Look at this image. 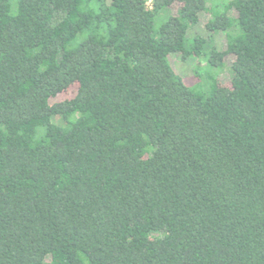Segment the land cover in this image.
Listing matches in <instances>:
<instances>
[{
  "label": "trees",
  "instance_id": "16d2710c",
  "mask_svg": "<svg viewBox=\"0 0 264 264\" xmlns=\"http://www.w3.org/2000/svg\"><path fill=\"white\" fill-rule=\"evenodd\" d=\"M12 1L0 264H264V0Z\"/></svg>",
  "mask_w": 264,
  "mask_h": 264
},
{
  "label": "rangeland",
  "instance_id": "374dc122",
  "mask_svg": "<svg viewBox=\"0 0 264 264\" xmlns=\"http://www.w3.org/2000/svg\"><path fill=\"white\" fill-rule=\"evenodd\" d=\"M212 0H209V3H211ZM221 2H224L225 0H220ZM229 0H226V2H228ZM12 10H16L17 9V5H16V1H12ZM147 5L149 8H151V1L147 2ZM210 5V4H209ZM163 12V11H162ZM167 13L164 14H160L156 17L155 19V27L156 29H158L160 27V25L165 22L166 19V15ZM166 15V16H165ZM165 16V17H164ZM207 20L206 16L203 15L202 16V23L200 25H198V27L193 28V35L198 34L203 36L205 39L209 40V43L212 45H215L217 47L221 46V44H225L224 40V35H222V33L217 32L216 34L212 35V37L209 36V33L205 30V21ZM192 29V30H193ZM191 30V31H192ZM191 31L189 33H191ZM172 63L174 68L180 72L181 74H183L186 77V80L191 83V84H195L198 79L195 77L196 74V70L201 67V68H205L206 67V61L205 59H198V58H190L187 61H182V58L180 55H173L172 56ZM203 73V78L205 77L204 72ZM228 73H229V67L226 66L225 69H223L222 71L218 72V77L220 79H224L228 77ZM67 95H65L64 97H66Z\"/></svg>",
  "mask_w": 264,
  "mask_h": 264
}]
</instances>
